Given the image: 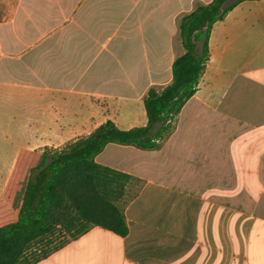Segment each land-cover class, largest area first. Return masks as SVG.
<instances>
[{
	"label": "crops",
	"instance_id": "crops-1",
	"mask_svg": "<svg viewBox=\"0 0 264 264\" xmlns=\"http://www.w3.org/2000/svg\"><path fill=\"white\" fill-rule=\"evenodd\" d=\"M211 1L0 0V199L23 154L62 149L107 121L146 126L148 91L171 83L185 52L181 19ZM256 30L264 0L214 24L198 90L157 148L109 143L96 156L138 180L128 234L95 226L36 264H264Z\"/></svg>",
	"mask_w": 264,
	"mask_h": 264
},
{
	"label": "trees",
	"instance_id": "trees-1",
	"mask_svg": "<svg viewBox=\"0 0 264 264\" xmlns=\"http://www.w3.org/2000/svg\"><path fill=\"white\" fill-rule=\"evenodd\" d=\"M244 1L256 0H212L183 16L180 37L185 52L173 62L171 83L161 91H148L146 126L123 130L107 121L62 149L46 148L39 154V161L28 169L15 220L0 226V264H36L95 226L120 236L128 234L127 189L138 180L95 158L109 143L148 150L159 146L172 130L167 122L175 119L198 90L210 60L214 24ZM47 238L58 242L38 253L30 252Z\"/></svg>",
	"mask_w": 264,
	"mask_h": 264
},
{
	"label": "rangeland",
	"instance_id": "rangeland-1",
	"mask_svg": "<svg viewBox=\"0 0 264 264\" xmlns=\"http://www.w3.org/2000/svg\"><path fill=\"white\" fill-rule=\"evenodd\" d=\"M255 32H258L259 34L264 33L259 32V30H256ZM261 39H263V37H261ZM39 156L38 153H25L22 155L21 164L11 175L10 182L3 197L4 201L3 199H0V226L15 220L18 208L21 204V194L25 187L28 169L31 165L36 164L39 161ZM2 171L8 172V170H0V172ZM137 186L138 183L134 181L132 193H134ZM51 242H53L52 245H50ZM57 242L58 239L47 238L44 242L34 245L30 252H32V254L35 252L38 253L43 250V248L53 246ZM32 254L29 253L27 258L31 259Z\"/></svg>",
	"mask_w": 264,
	"mask_h": 264
},
{
	"label": "built area",
	"instance_id": "built-area-1",
	"mask_svg": "<svg viewBox=\"0 0 264 264\" xmlns=\"http://www.w3.org/2000/svg\"><path fill=\"white\" fill-rule=\"evenodd\" d=\"M167 123H170V124H171V123H172V121H168Z\"/></svg>",
	"mask_w": 264,
	"mask_h": 264
}]
</instances>
